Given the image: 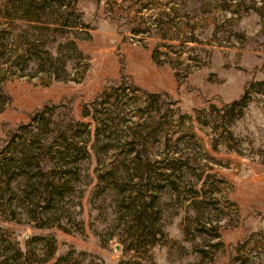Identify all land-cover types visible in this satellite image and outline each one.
Instances as JSON below:
<instances>
[{"label":"rangeland","instance_id":"1","mask_svg":"<svg viewBox=\"0 0 264 264\" xmlns=\"http://www.w3.org/2000/svg\"><path fill=\"white\" fill-rule=\"evenodd\" d=\"M177 1L142 0L136 14L133 0H0L11 99L0 102V264H264V0ZM28 6L42 9L25 19ZM54 17L75 28L53 33ZM26 44L46 71L21 57ZM155 48L167 64L152 62ZM123 76L178 101L166 136L146 144L159 164L145 182L123 170L119 147L64 167L38 129L21 130L51 106L55 121H82V105ZM168 150L181 158L172 173ZM68 169L64 197L48 203L44 189Z\"/></svg>","mask_w":264,"mask_h":264},{"label":"trees","instance_id":"2","mask_svg":"<svg viewBox=\"0 0 264 264\" xmlns=\"http://www.w3.org/2000/svg\"><path fill=\"white\" fill-rule=\"evenodd\" d=\"M140 2H142V0H133V2L130 3V10H134L136 14L146 10V3ZM177 2H181V0H178ZM39 9L42 8L40 7ZM39 9H30V6H28L24 12H22V15L26 19L29 13ZM160 17L163 16L160 15ZM180 17H182L180 14H176V18ZM135 19L140 18L136 15L133 16L132 20ZM34 22L38 23V21ZM48 24L53 26L51 30L53 33L64 29L72 32L73 28H75L74 26L62 23L61 21H56L55 17L50 19ZM149 31V29H144L143 31L130 29V32L134 36L147 34ZM37 46L38 45L34 44H26V50L21 57L24 56L27 62L36 59L38 69L43 72L47 70L46 65L40 62V58L37 57V54L33 53L34 55L29 56L25 55L28 53L30 47L33 49ZM71 46L77 50L74 42H71ZM163 46L168 47L167 45ZM157 52V48L152 50V62L157 66L167 64V62L159 61L157 59ZM48 74L53 75L55 78L59 77L58 73L52 69L48 71ZM243 99L244 97L233 102V104L228 107L229 110H227V112L235 106L241 105ZM10 100L11 99L8 95H6L3 89L0 88L1 104H9L11 102ZM141 103H143V107L140 106ZM177 105L178 101L173 100L169 94L148 93L136 86L129 78L123 76L119 82L113 83L111 86H104L102 90L94 96L90 103L82 105L80 111V119H82V121H77L71 117L67 120L55 121L52 118L58 113L61 105L51 106L30 115L29 119L31 124L21 127V130H24L25 127H35V129H38L40 131V136L44 137L43 144L46 142L45 154L48 155L49 160L53 161L56 159L59 161V166H62L63 164L64 167L69 166L71 163L74 165L80 160L90 158L89 151L92 152L96 159H99L100 152H109L119 147L120 152L123 154V157L121 158L123 170L126 171L131 167V171L134 172L135 178H137L139 182H145V180L150 178V169L159 164L158 160L153 161L150 157V154L146 149V144L150 139L156 142L157 139L166 136L168 125L170 124L173 114L172 108L175 106L177 107ZM211 108L218 111L213 106ZM2 110L3 107L1 106L0 114L2 113ZM133 118H140V121H142L141 123H133ZM180 118L183 117L180 116ZM130 122L134 124L133 129L127 125ZM198 122L203 126L206 125L203 121L198 120ZM92 126L94 128L93 132L91 130ZM217 129L218 125L215 124V126L212 127V132L215 133ZM122 130L124 132H120ZM121 138H125L124 141H121ZM30 143L31 141H29L28 144ZM163 154L160 162L161 164H166L167 168L165 167V169H169L170 173H172L174 169H178V165L181 163V158H177L175 153L171 150H168ZM80 155L82 157L79 158ZM68 170H66L63 175L59 174V178L61 179L60 185L50 183L49 186H46L44 189L49 198L48 203H51L52 198L55 196L58 199L64 197L65 191L59 190L62 187V182L65 181L66 176L67 178L71 177H69V174H71L72 177L75 175L74 170ZM51 171L52 167L48 168V172ZM52 178L53 175H50V182H53L51 181ZM57 190L58 192H56ZM35 228L42 229L43 227L37 225ZM53 253L54 239L50 238L47 260L52 259ZM62 260L63 258L59 257L52 264H60Z\"/></svg>","mask_w":264,"mask_h":264}]
</instances>
